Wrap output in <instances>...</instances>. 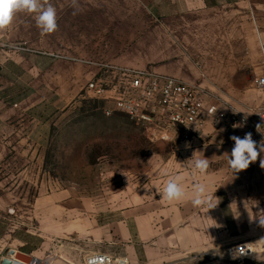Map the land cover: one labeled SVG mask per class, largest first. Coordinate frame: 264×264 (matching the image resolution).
Segmentation results:
<instances>
[{"label":"crops","instance_id":"crops-1","mask_svg":"<svg viewBox=\"0 0 264 264\" xmlns=\"http://www.w3.org/2000/svg\"><path fill=\"white\" fill-rule=\"evenodd\" d=\"M113 6L117 11L114 19L108 15L100 19L102 26L112 29L102 33L101 42L96 39L100 33L93 29L99 19L88 10L70 15L68 35L57 28L55 42L59 37V42H69L73 47L68 55L54 49L55 89L78 92L91 82L113 81L120 70L149 71L198 85L208 93L206 106L219 108L216 116L205 114L199 125L170 131L169 157L160 162L162 173L150 183V193L139 194L137 200L149 206L133 211V215L149 219L150 240L145 252L149 249L152 258L163 263L173 255L227 250L239 241L260 240L264 237L258 220L264 212V169L260 167L264 153L247 170L235 174L227 165V154L234 147L230 137H241L230 129L231 118H245L248 113L246 119L257 124L264 112V89L257 85L263 74L264 0H118ZM87 44L93 50L100 44L110 53L97 56L83 52ZM20 152L18 156L12 153V162L30 156L31 149L21 148ZM203 156L210 160L207 173L194 176L191 158ZM174 175L184 177L181 183L187 195L181 201L168 202L162 192L167 179ZM196 182L206 184L214 193L216 207L208 210L191 204ZM81 201L87 199L75 189L41 191L31 205L27 198L8 202L0 198V224L6 210L13 212L10 219L14 224L21 219L36 220L37 232L50 236L53 242L39 244L33 253L35 259L50 264L46 260L53 256L63 259L52 264H84L89 253L102 252V245L114 244L118 231L97 220L87 221L86 213L80 218L84 224L71 221L78 219L77 204ZM79 240L86 244L84 248L77 246ZM4 250L0 247V254Z\"/></svg>","mask_w":264,"mask_h":264},{"label":"rangeland","instance_id":"rangeland-1","mask_svg":"<svg viewBox=\"0 0 264 264\" xmlns=\"http://www.w3.org/2000/svg\"><path fill=\"white\" fill-rule=\"evenodd\" d=\"M117 2L78 0L77 11L72 0H50L56 8L58 30L62 28L68 35L70 15L85 14L88 10L99 19L93 28L95 33H100L96 38L99 42L102 33L112 31L102 26L100 19L108 15L113 20L117 14L113 5ZM35 16L36 13H17L12 24L0 30V198L6 202L27 198L31 205L41 191L77 190L87 201L78 202V219L70 220L80 226V218L86 213L87 221L97 220L118 231L114 244L102 245V252L89 253L108 255L113 264L118 257L126 258L128 264H264V250L257 255L248 252L245 257L236 253L239 246L258 245L264 237L255 242L239 241L227 250L173 255L167 263L152 258L154 254L149 249L145 252L150 240L149 219L135 216L133 211L149 206L137 200L139 194L150 193V183L162 173L160 162L169 157L168 140L126 114L114 112L106 116L105 107L111 104L95 98L85 86L78 92L55 89L54 49L60 55H68L73 45L59 42V37L55 42V32L43 34L36 26ZM94 49L87 44L82 51L97 56L110 53L103 51L100 44ZM201 91L207 102L208 93ZM216 109L218 113L217 106ZM21 148L31 149L30 156L12 162V153L21 154ZM48 182L56 187H50ZM11 213L4 211L1 219L0 247L5 250L0 255L13 249L22 260L36 258L33 253L38 245L53 240L37 232L36 220L21 219L14 224ZM82 240L77 241V246L84 248L86 244ZM62 259L50 256L46 261L52 264Z\"/></svg>","mask_w":264,"mask_h":264},{"label":"built area","instance_id":"built-area-1","mask_svg":"<svg viewBox=\"0 0 264 264\" xmlns=\"http://www.w3.org/2000/svg\"><path fill=\"white\" fill-rule=\"evenodd\" d=\"M261 58L263 74L257 81V85L264 89V43L261 46ZM87 91L95 98L111 104L105 109L106 116L114 112L126 114L136 123L152 127L153 132L162 139L165 135L169 136L170 131L176 128H189L201 124L205 114L217 115L216 107L206 106L198 85L158 76L149 71L120 70L114 80L109 83L105 81L89 83ZM234 124L242 126L234 128ZM257 125H260L258 130ZM241 128L244 130L240 132ZM230 129L240 133L241 138L250 132L253 140L259 145L264 142V112L260 114L257 124H252L244 117L234 116L231 118ZM98 255L101 257L102 264H113L112 258L108 255ZM104 258H107L106 261ZM16 259L20 264H34L37 260L35 258ZM39 261V264H44L41 260Z\"/></svg>","mask_w":264,"mask_h":264},{"label":"clouds","instance_id":"clouds-1","mask_svg":"<svg viewBox=\"0 0 264 264\" xmlns=\"http://www.w3.org/2000/svg\"><path fill=\"white\" fill-rule=\"evenodd\" d=\"M72 6L78 11V0H72ZM20 12L36 13V26L43 34H51L57 30V12L56 8L50 3V0H0V30L7 29L12 24L15 15ZM247 115L248 113H245V119ZM241 126V124L233 125L234 128ZM259 127L260 125H257V130ZM164 139L171 140L172 138L165 135ZM230 139L234 141V147L230 155L227 154V165L234 174L247 170L250 164L256 162L260 154L264 153V142L257 145V142L253 140L250 132L246 133L243 138L233 135ZM193 158H191L193 160L191 165L192 174L194 176L205 175L209 168L210 160L204 156L202 158ZM260 167L264 169V159H260ZM165 175H167L166 172ZM183 179L184 177L182 175L170 176L163 188V198L168 202H176L184 199L187 193L181 183ZM214 197V193L209 192L206 184L200 182L193 184L191 204L194 207H204L208 210L212 209L216 207ZM258 220L260 226L264 227V212L259 214ZM261 250H264V240H261L258 245L254 243L241 246L237 249V253L239 255H245L248 252H253L257 255ZM233 258H236V256L234 255ZM106 259L104 258L105 261ZM39 262L37 259L34 261V264H39ZM0 264H20L15 257V250L9 249L6 255H0ZM84 264H102V260L98 254H90L85 258ZM114 264H128V261L126 258L118 257Z\"/></svg>","mask_w":264,"mask_h":264}]
</instances>
